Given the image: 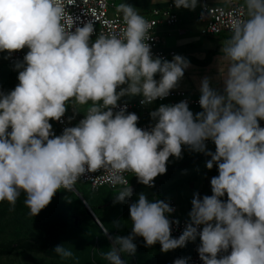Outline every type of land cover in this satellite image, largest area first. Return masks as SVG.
Returning <instances> with one entry per match:
<instances>
[{
    "label": "clouds",
    "instance_id": "obj_1",
    "mask_svg": "<svg viewBox=\"0 0 264 264\" xmlns=\"http://www.w3.org/2000/svg\"><path fill=\"white\" fill-rule=\"evenodd\" d=\"M67 3L0 0V52L29 49L15 64L17 86L0 91V202L14 210L23 193L28 215L35 217L57 191H72L83 174L102 169L113 186L125 185L114 200L123 203L133 195L125 173L153 187L169 158H182L187 146L211 157L209 170L218 167L210 181L212 195L194 193L189 222L174 238L172 225L179 224L169 218L174 208L140 193L129 205L130 234L109 236L104 259L125 264L121 256L136 253L137 237L146 247L159 243L164 253L199 237L203 264H264V127L259 123L264 120V0H244L246 18L232 20L219 57L227 62L226 71L219 68L223 90L214 89L210 77L202 78V111L194 114L187 101L161 104L150 113L155 123L149 130L138 127V115L126 105L114 112L118 102L140 95L141 104L151 105L168 97L190 62L177 53L171 61L154 57L148 43L153 22L127 3L117 6L120 32L95 41L91 24L72 31ZM174 3L195 10L198 0ZM70 103L89 105L85 118L56 136L50 121H60ZM209 140L215 152L208 150ZM54 252L61 259L73 257L64 245ZM174 264L188 261L177 258Z\"/></svg>",
    "mask_w": 264,
    "mask_h": 264
},
{
    "label": "trees",
    "instance_id": "obj_2",
    "mask_svg": "<svg viewBox=\"0 0 264 264\" xmlns=\"http://www.w3.org/2000/svg\"><path fill=\"white\" fill-rule=\"evenodd\" d=\"M98 36L91 38L92 41ZM0 62L2 67L0 68V81H11L12 90L19 83L18 70L15 66L7 64L4 58L0 55ZM0 91L7 92L6 88H0ZM187 91V90H186ZM189 94L190 92L187 91ZM73 105L70 103L67 106V112L71 110ZM80 111H84L83 108ZM147 119L150 120L148 116ZM52 123V120L50 121ZM208 150L215 152V144L207 147ZM204 159H211V157L200 152H193L189 149L182 152V158H173L172 161L167 163V171L164 174L158 175L154 180V186H145L138 182L135 175H131L130 183L134 187L132 197L128 198L126 202L116 203L115 195L121 189L116 191L102 192L100 190L93 191L91 188L82 184L76 183V187L79 190L82 197L85 199L84 204L82 198L75 192L70 191L74 200L67 202V199L61 198V201H57L54 207L55 215L53 217V224L49 228V235L52 237L58 233L61 229H72L74 231H83L84 233L96 232L98 236L103 234L94 216L101 222L104 229L113 237L115 236H127L131 232L130 211L129 205L138 199L140 193H145L149 200H158L159 197H168L172 192L177 191L185 185L195 184L200 175L207 174L217 176L218 167L214 166L209 170L206 167ZM105 189V188H103ZM172 201L169 199V202ZM179 216L186 217L189 215L184 214L179 210ZM109 251L108 244L103 240L100 241ZM137 245V251L134 255L122 254V259L125 264H174L177 258H185L188 263L192 256L198 253L197 248L200 244V239L196 241H189L188 245L182 248H178L167 253L161 251V245L159 243L146 247L145 241L142 237H137L134 241ZM12 244L0 248V252H6L10 249ZM108 261L104 259V256L97 261V264H106Z\"/></svg>",
    "mask_w": 264,
    "mask_h": 264
},
{
    "label": "built area",
    "instance_id": "obj_3",
    "mask_svg": "<svg viewBox=\"0 0 264 264\" xmlns=\"http://www.w3.org/2000/svg\"><path fill=\"white\" fill-rule=\"evenodd\" d=\"M173 4H171L166 9H155L150 13H140L145 16L150 22H153V29L151 30V39L148 43L151 46V51L154 57L173 58L176 54L175 51H166L164 49L163 43L159 36L157 35V27L161 24H166L168 26H175L179 22V18L173 11ZM66 11L73 19L72 31H75L77 27H84L88 24L93 26L94 32L91 36L99 35H109L119 33L123 28L122 15L117 11L116 4L111 0H70L67 3ZM246 18V11L244 8V0H229L226 7H210L206 5L205 1L202 2L200 12L197 15V20L202 23L203 27L201 30L202 36L206 38L218 37L220 35H230L231 36V23L234 18ZM29 49L25 48L9 54L7 51L0 52V55L4 58L7 64L15 66L18 61H23ZM139 98L134 102H124L119 101L118 107L114 109L119 111L120 108L127 106V111L130 113H135L138 115V127L149 130L150 127L155 123L147 119L150 113L149 107L153 104H176L181 101H187L189 106H200L199 98L192 97L186 90H172L170 95L163 99H157L151 105L141 104ZM78 107V108H77ZM74 105L71 107L69 112L66 111L65 115L60 121L52 120V132L59 136L63 133L64 129L67 127L76 126L80 120L85 118L88 107L84 111H80L81 107ZM260 126L264 127V120L259 121ZM207 147L214 144L211 140L206 141ZM188 150L187 146L183 147L182 152ZM169 158V161L173 159ZM132 173H125L124 176L128 180V185L134 188L130 183V177ZM76 183L82 184L91 188L93 191H98L100 189H108L110 191H116L119 188H123L125 185L117 184L115 186L109 181L103 170H98L97 172H86L83 174ZM75 183V185H76ZM169 204L174 208V212L170 215V219L173 221H179V224L172 225V236L178 238L185 230L186 224L189 219L183 216H179V209L174 201H170ZM199 238V237H198ZM189 241L186 245H188ZM230 252V249H229ZM221 253L220 255H224ZM188 264H203L200 259L199 254L196 253L191 257Z\"/></svg>",
    "mask_w": 264,
    "mask_h": 264
},
{
    "label": "rangeland",
    "instance_id": "obj_4",
    "mask_svg": "<svg viewBox=\"0 0 264 264\" xmlns=\"http://www.w3.org/2000/svg\"><path fill=\"white\" fill-rule=\"evenodd\" d=\"M2 65L0 62V68ZM186 71V78L189 79V76H192V71ZM11 84V81H0V88L4 87L9 92L12 90ZM79 107L85 109L89 105H80ZM204 160L203 164H206L209 159ZM212 177L214 176L200 175L195 184L185 185L170 193L168 197H159L158 200L169 203V199H171L180 211L189 215L194 193L198 192L201 197L212 195L210 183ZM101 191L107 192V189ZM61 198L67 199V202L74 200L70 191L61 189L57 191L51 203L35 217L28 215L29 209L24 204L23 193L14 210H10L11 206L6 201L0 202V248L12 244L8 251L0 252V264H97V261L103 257V253L107 252L106 247L100 241L106 242L108 247H111L112 243L105 231L98 236L94 231L84 233L63 228L50 237L49 228L53 224L54 207L57 201H61ZM83 202L87 206L85 199ZM57 245H64L65 248L70 249L73 252V257L66 260L61 259L54 252Z\"/></svg>",
    "mask_w": 264,
    "mask_h": 264
},
{
    "label": "crops",
    "instance_id": "obj_5",
    "mask_svg": "<svg viewBox=\"0 0 264 264\" xmlns=\"http://www.w3.org/2000/svg\"><path fill=\"white\" fill-rule=\"evenodd\" d=\"M116 4V7L121 3H127L133 6L139 13H150L153 10L166 9L173 4V11L178 15L179 22L175 26L161 24L157 27V35L161 39L166 51H175L177 54L185 57L190 62V67L186 70L192 71V76L186 78L187 71L181 80L178 88L174 90H187L194 98H200L199 85L204 77L211 78V86L214 89L223 90V84L219 78V68L221 71H226L227 62L219 60L222 55L221 49L226 40L230 38L228 35H222L213 38L202 36V23L197 20V15L200 12L202 2L210 7H226L229 0H198L195 10L186 8H176L174 0H111ZM173 58H169L171 61ZM159 80L160 76H155ZM183 83V84H182ZM199 84V85H198ZM139 98L137 96H125L121 98L124 102H134ZM161 104H153L149 107L150 113ZM166 105V104H164ZM190 110L195 114L202 111L200 106H189ZM150 113L148 116L151 119ZM227 200V196L222 198Z\"/></svg>",
    "mask_w": 264,
    "mask_h": 264
},
{
    "label": "water",
    "instance_id": "obj_6",
    "mask_svg": "<svg viewBox=\"0 0 264 264\" xmlns=\"http://www.w3.org/2000/svg\"><path fill=\"white\" fill-rule=\"evenodd\" d=\"M10 131H11V129H10ZM73 191L78 195V196H80L83 200H84V198L82 197V195L80 194V192L78 191V189L76 188V186L74 185V188H73ZM94 218H95V221H96V223H97V225L101 228V229H103L104 231H105V229H104V227H103V225L101 224V222L94 216ZM107 235H108V237L109 236H111V237H113L111 234H109L108 232H107ZM111 241V240H110ZM112 242V241H111Z\"/></svg>",
    "mask_w": 264,
    "mask_h": 264
}]
</instances>
